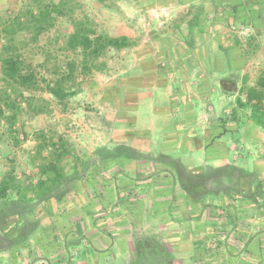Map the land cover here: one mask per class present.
I'll use <instances>...</instances> for the list:
<instances>
[{
  "label": "rangeland",
  "instance_id": "rangeland-1",
  "mask_svg": "<svg viewBox=\"0 0 264 264\" xmlns=\"http://www.w3.org/2000/svg\"><path fill=\"white\" fill-rule=\"evenodd\" d=\"M65 1L69 16L56 19L54 27L36 40L33 32L18 33L12 38L4 31L8 19L25 14L28 7L35 6L34 0H0V63L5 46L13 42L24 67L36 73L42 88L24 92V99H31L34 105L29 107L30 101L21 100L22 110L14 128L0 118V182L12 171L19 184L34 188L44 160L61 150L67 152L61 166L68 178L50 198L36 200L20 215L7 218L18 226L13 232H0V264H139L141 254L157 252H164L167 264H264V136L248 149L238 135L234 143L239 149L227 156L231 164L228 168L218 166V159L223 157L222 145L206 148L194 137L201 135V127L186 119L184 111L188 104L200 114L203 98L194 97L200 78L193 76L190 81H183L180 72L171 76L169 71L171 59L180 55L179 47L185 49L187 41L198 43L196 30L188 27L186 9L181 8L179 13L185 16V25L173 27L167 17L157 21L149 17L153 11L140 12L129 0ZM172 1L151 0L146 5L172 10ZM105 3L114 10L106 8ZM226 16L220 22L225 30L222 34L219 28L215 29L219 20L212 18L214 31L210 38L215 48L218 40L230 44L225 47L224 56L233 57L241 66V74L231 81L243 88L238 97L222 102L221 98L228 96L221 90L219 80L233 71L223 59L219 60L227 66L223 72L212 70H220L219 64L209 65L207 75L213 92L208 90L206 103L214 110L221 106L239 109L247 91L255 88L258 78L264 75V15L254 19L252 33L245 39L230 32L231 26L240 24L244 15ZM72 18L89 21L98 35L128 37L132 45L107 51L83 71L81 51L69 50L66 44L74 31ZM74 62L77 69L70 78L68 72ZM65 74L68 77H63ZM59 78H67L66 88L75 93L64 103L44 89L47 83H55ZM180 81L193 93L185 96ZM4 86L0 66V89ZM233 87L227 88L233 91ZM34 108H43L45 113L36 114ZM231 136L226 134L225 141H232ZM130 143L131 146L127 145ZM119 147L134 150L140 158L136 159L130 151L122 152V157H110V152ZM251 151L255 155H249ZM137 160L144 161L142 165L156 173L160 168L157 174L162 167L167 168L179 192L188 195L186 198L182 193L185 200L180 203L187 211L175 217L166 205L164 211L160 209L158 215L149 217L146 210L126 204L129 216L125 214L123 219L125 210L114 212V207L92 208L88 214L83 209L85 203L100 202L103 195L95 185L101 184L100 179H109L108 176L113 179L112 173L106 174L107 170L121 169L126 161ZM106 163L114 165L108 167ZM254 166H258V173H253ZM246 168L250 173L244 171ZM120 198L131 201L127 193ZM7 211L0 205V220ZM188 216H193L192 223L187 221ZM98 219L106 231L95 239L89 228ZM119 220L134 235L121 233ZM143 240L147 247L141 252L138 245ZM109 246L116 249V254H101Z\"/></svg>",
  "mask_w": 264,
  "mask_h": 264
},
{
  "label": "crops",
  "instance_id": "crops-1",
  "mask_svg": "<svg viewBox=\"0 0 264 264\" xmlns=\"http://www.w3.org/2000/svg\"><path fill=\"white\" fill-rule=\"evenodd\" d=\"M129 1L132 2L131 3L132 6L139 7L140 12H142L143 9L153 11V12H149V17H154V19H156L157 21L159 20V17H164V16L167 17V21H171L173 27L175 26L179 27L181 26V24L182 26L185 25L183 23V19L185 18L184 15L189 14L188 27L189 28L191 27L196 30L195 39L198 43L194 45L191 44V42H189L188 44L187 41V46L184 45L185 49L181 47L178 48L180 55L174 56V58L171 59L172 67L171 70H169L170 75L173 76L176 73L179 74L180 72V75L183 76V81L184 80L190 81L189 80L190 77L193 76H197L200 78V82L197 84L196 94L194 93L195 94L194 97H196L197 99L203 98L202 108H199L200 114L198 116L196 114L197 111H195V108H192V105H188V104H187V108H185L184 111L186 119L190 118L192 121L196 122L201 127L202 130L201 135L194 136L195 134H191V136L198 138L197 140L198 143L206 145V148H208L213 144H220V146L222 145L221 146L222 150L220 151L223 152V157L221 159H218L220 163L218 166L228 168V165L231 164L229 163V158H227V156L239 149L238 146L234 143L238 135H239L238 138L240 140V143L242 142L244 145L249 146L248 149L251 148L250 146L255 145L254 143L258 142L257 139H259V141L260 139L263 140L262 136H264V129L262 127L255 125L253 120L251 119L252 110L249 109L251 108L250 106L248 108H244V107L240 108L239 106V109L223 108L224 106H221L222 108H218V110H214V108H211L209 103H206V101H208L209 99L208 96L210 95L208 94V90L211 91V89L213 88L212 85L209 83V78L207 75V73H209V71L211 70L210 68H208V66L210 65L212 67V65L219 64L221 68L220 70L216 68L213 69L212 67V70H216L219 72H223L224 68H227V66L225 65L222 66L223 63L220 64L219 60L222 59L225 60V64L228 65V68L231 69V71H233L231 75L222 77V79L219 80L221 90L225 92L226 96H228L227 98L226 97L221 98L222 102L224 101L228 102L234 97H238L241 92V89L243 88L242 85L240 86L235 85L237 86L235 90L234 89L235 86L231 81V78L233 76H237L241 74L239 70L241 66L238 67L239 65L236 63L233 57L228 59L226 56H224L225 54L224 49L225 47H229L230 44L228 43L227 45L224 43L223 40L222 41L218 40L219 45H217V47L215 48V46H212L213 44L210 38V34L214 31L212 25L213 24L212 18L214 17L215 20H219L218 23L216 24L215 29L219 28L222 34L223 31L225 30L222 29L223 26L220 25L221 24L220 22L225 19L226 15L232 17H234L235 15L240 16V14L243 13V12H237L239 11L240 6H237V4L234 3L235 0H174L172 1L173 9L169 10L168 8H159L158 6L156 7V4H154L155 9H151L149 5H146L147 2L151 0H129ZM156 2H163V0H156ZM106 8L114 10L113 7L108 5L106 6ZM181 8L186 9L184 15L179 14ZM261 13H263L264 15V9L263 11L260 12V14ZM205 30H207L208 32L205 33L204 32ZM203 37L205 40H203ZM197 63L199 67L198 65L194 66ZM229 63L232 64V67L231 65H229ZM186 64H188V67L186 66ZM201 64H203L204 67H202ZM183 81H180L181 84H183L181 88L182 93L185 94V96H187V94L189 93L190 94L193 93L192 90H190L189 86L187 85L185 86ZM229 86L232 87L234 86L233 87L234 90L233 91L229 90L227 88ZM240 98L242 99V97ZM243 103L244 104L246 103L244 99L242 100V103L239 102V105ZM223 104L225 103H222V105ZM192 121H190V123ZM224 123H226L225 127H224ZM214 128L216 129L219 128V129L217 131ZM216 131L220 133H217ZM255 132H259L261 135H257ZM228 133L232 135L231 136L232 141L230 142L229 140L225 141L224 139V137ZM221 140L222 141L224 140V142H222ZM229 143L231 144L228 148L227 145ZM127 145L131 146V143ZM249 155H255V154H253V152L251 151ZM261 155L264 156V152H262ZM257 158H259L258 155L256 156V160H255L256 162L258 161ZM214 160L218 161L216 158ZM143 162L144 161L142 160H137L136 162L126 161L125 167L121 169L119 167H115V168L110 167L109 168L110 170H107L106 174L108 175V173H112L111 175H113L112 176L113 179L111 180V176H108L107 178L109 179L107 180L100 179L99 183L101 184L95 185L99 191L103 192V195L100 196V199H98L100 202L92 201L90 203H85V205L83 206L84 208L82 206H76L75 208L78 209L79 207L80 209L83 208L85 211H87L88 214H90L88 210L92 211V208L102 209V208L114 207V212L121 211V209L125 210L124 213L121 215L123 219L126 217V215L129 216L128 214H126V208H124V205L126 204L132 205L136 209L142 208L143 210H146L149 217L150 216L154 217L156 216V214L158 215L159 210L161 209L160 211H164L167 205L168 209L171 207L172 215H174L175 217L176 216L180 217L181 214L183 215L184 211L187 210L185 209V206L183 208L180 205V203L182 200L183 201L185 200L184 194L186 195V198H188V195L185 193V191L179 192V186L174 184L173 177L172 175L169 174L167 168L162 167L161 168L162 172L160 174H157L160 172L159 171L160 168L157 169L158 172L156 173L155 170H149L145 168V166L142 165ZM113 165H114L113 163L105 164V166L108 167ZM257 169L258 166H254L252 170L254 171L253 173H258ZM244 171L246 173L247 172L250 173V171L247 168ZM82 188H84V186H82ZM126 193L128 194V196L130 195L131 201L129 202L126 200L123 201V199L120 198L121 195H124ZM135 194H137V197H134L135 199H132ZM181 195L183 198L179 199V196ZM114 196H117V198L115 199ZM139 215L142 216V210H140ZM192 217L188 216L187 221L192 223L193 222ZM82 218L83 217H81V219ZM88 219L91 220L92 218H88ZM99 220L100 219H98V222L95 223V225L90 224L91 228H89V230H91L90 234L93 235L95 239L98 238L97 237L98 235L102 234L101 233L102 231L103 232L106 231V227L104 225L102 227L101 225L103 223ZM94 222H96V220L95 221L92 220V223ZM138 222L139 224H144L143 221L141 222L138 221ZM153 222H155V220L152 221V223ZM117 223H118L117 225L120 224L122 225L121 226L122 228H118V229H122L121 233H125L126 235H134L132 234L133 233L132 230L129 231L126 230L128 226L126 227V223H124L123 220L122 221L119 220V222ZM128 223L132 224V221ZM158 223L162 224L163 222H158ZM70 236H72V234ZM74 236L77 237L78 235L75 234ZM78 238L84 240L83 236L81 237L79 236ZM79 242L81 243L80 240H78V243ZM110 246L106 247V251L104 249L105 253H101V254L105 255L109 252H111L112 255L116 254L115 252L116 249L115 248L109 249ZM85 249H89V248H87L86 246Z\"/></svg>",
  "mask_w": 264,
  "mask_h": 264
},
{
  "label": "trees",
  "instance_id": "trees-1",
  "mask_svg": "<svg viewBox=\"0 0 264 264\" xmlns=\"http://www.w3.org/2000/svg\"><path fill=\"white\" fill-rule=\"evenodd\" d=\"M235 1L234 3H236ZM236 4L240 6L237 12H243L242 14L244 15L239 22L240 24L253 27L251 23L255 22L254 19L256 17H263V13L260 14V12L264 9V0H240V3ZM34 5V7H28L25 14L9 18L5 24V33L13 38V35H18V33L33 32L34 38L37 40L43 33L48 31L51 27H54L56 19L69 16V14H67L69 11L65 0H61L59 3H55L54 1L46 2L45 0H34ZM238 16L239 15H235V17ZM71 21L74 24V31L68 38L66 44L69 50L81 51L83 57L81 68L83 71L88 69L92 60H98L107 51L113 49L121 50L132 45L128 37L112 38L108 35H98L97 32L93 30L91 23L87 20L72 18ZM12 43L13 42L5 46L0 63L3 81L6 83V86L0 89V118L3 119L10 128H14L21 113L22 109L20 106L21 100L24 99V92L42 90L41 81L38 79L36 73L24 67V61L18 54L19 49H16V46H13ZM76 69L77 63H71L68 72L70 78L73 77ZM68 76L65 74L63 77ZM66 79L67 78H59L55 83H47L44 88L45 91L56 98L59 103H64L67 98L75 95L72 90L66 88ZM263 100L264 75L258 78L255 88H250L247 91L246 103L240 104L241 108L251 107L249 108L252 110L251 119L255 125L264 129ZM24 101H30L29 107L34 105L31 99H24ZM34 109H36L34 110L36 114L45 113L43 108ZM124 151L132 152L136 159L140 158L137 152L127 147L114 149L110 152L112 155L110 157H113V154L114 157H122L123 155L121 153ZM66 153V151L61 150L51 159L44 160L39 170L40 179L32 189L19 184L12 171L7 172L3 176L0 182V205L3 206L4 209H8V211L4 219L0 220V232L1 230L4 232H13L14 228L18 225L16 224L15 226V222H10L7 218L20 215L22 209L27 208L28 205L36 202V200L44 201L50 198L54 192L68 181L64 169L61 166ZM11 209L13 210L11 211ZM18 209L19 212L17 211ZM144 242L143 240L138 245L141 252L147 247V245H143ZM148 254L149 255L144 253L140 255L139 264H167L164 252L163 254L158 252L155 255Z\"/></svg>",
  "mask_w": 264,
  "mask_h": 264
},
{
  "label": "built area",
  "instance_id": "built-area-1",
  "mask_svg": "<svg viewBox=\"0 0 264 264\" xmlns=\"http://www.w3.org/2000/svg\"><path fill=\"white\" fill-rule=\"evenodd\" d=\"M230 32L236 35L239 39L242 38L245 39L251 35L252 27L243 24H235L231 26ZM263 72H264V68H263Z\"/></svg>",
  "mask_w": 264,
  "mask_h": 264
}]
</instances>
